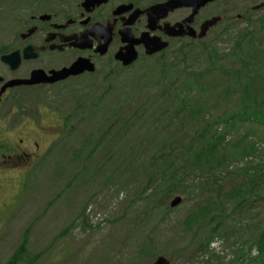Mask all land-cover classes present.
Returning a JSON list of instances; mask_svg holds the SVG:
<instances>
[{
	"label": "trees",
	"instance_id": "trees-1",
	"mask_svg": "<svg viewBox=\"0 0 264 264\" xmlns=\"http://www.w3.org/2000/svg\"><path fill=\"white\" fill-rule=\"evenodd\" d=\"M221 16L222 36L231 42L227 49L218 43L187 44L173 59L143 62L123 82L122 71L112 67L99 77L101 88L95 83L93 91L84 90L87 102L67 114L63 134L47 156L63 147L62 139L80 133L84 120L98 117L101 136L94 141L96 148L104 147V162L114 159L113 145L123 140L128 162L137 164L136 174L126 169L124 180L143 183L138 195L147 203L138 224H150L160 212L159 223L166 224L174 211L169 201L177 196L184 203L194 201L185 218L167 222L186 235L185 245L173 249L171 257L200 264L196 255L210 254L205 263L211 264L221 259L212 249L220 241L234 250L235 263L264 264V224L252 213L253 206L264 203V162L254 161L264 144L255 128H264V16L244 17L242 30L236 28L241 20L227 12ZM73 120L77 126L70 124ZM182 240L177 235L166 243ZM27 243L28 234L9 264L26 259ZM161 255L166 253L149 235L135 259L150 264Z\"/></svg>",
	"mask_w": 264,
	"mask_h": 264
},
{
	"label": "rangeland",
	"instance_id": "rangeland-1",
	"mask_svg": "<svg viewBox=\"0 0 264 264\" xmlns=\"http://www.w3.org/2000/svg\"><path fill=\"white\" fill-rule=\"evenodd\" d=\"M263 2L221 0L211 11L217 10L220 14L227 12L231 18L242 16L241 23L236 26L242 30L247 25L245 18L258 19L264 16V10H254L255 6ZM7 28V24L0 25V45L7 43L6 38L1 36ZM237 32V29L233 30L231 35ZM227 40L222 36L217 44L221 50L231 45ZM176 49L177 45L167 50L164 57L173 59ZM31 66L24 65L20 72L25 73ZM139 67L140 63L122 71L118 78L123 82L124 77L133 76ZM0 74H6L1 61ZM95 76L65 86H40L33 92L40 101L60 108L64 131L67 114L74 110L78 102H87L88 93L85 91H93L95 83L101 88V76ZM114 99L115 96L109 98V102ZM76 122L80 126L81 121ZM100 123L98 117L94 121L84 120L80 133L62 139L63 147L56 148L41 166L25 176L18 171L6 175L0 172V264L10 263L26 234V259L17 264H145L141 259L136 260L135 256L149 235L157 240L160 251L166 253L165 257L168 255L171 264H186L183 258L171 257L173 249L185 245L186 235L181 227L173 230L174 227L171 223L167 225V222L185 218L194 201L182 202L172 208L174 211L170 212L166 224L159 223L163 218L162 212L150 224H138L136 219L138 215L142 218L143 207L147 203L146 199L138 195L143 183L141 180L135 183L130 179L128 185L124 180L126 169L136 174L137 164L128 162L123 140H117L113 145L114 159L104 162V147L96 148L94 141L101 136ZM70 124L77 126L74 120ZM255 128L258 136L264 138V128ZM117 136L115 134L113 139H117ZM260 149L262 153L254 159L257 164L264 162V144ZM76 154L80 157L75 158ZM252 213L258 222L264 224V203L253 206ZM84 215L86 221L82 218ZM177 235L183 240L177 245H167V237ZM212 249L221 259L211 264H245L240 261L235 263L237 258L234 250L224 247L220 241ZM258 253L257 248L251 252L253 257ZM196 257L202 262L200 264H207L205 262L210 254Z\"/></svg>",
	"mask_w": 264,
	"mask_h": 264
},
{
	"label": "flooded vegetation",
	"instance_id": "flooded-vegetation-1",
	"mask_svg": "<svg viewBox=\"0 0 264 264\" xmlns=\"http://www.w3.org/2000/svg\"><path fill=\"white\" fill-rule=\"evenodd\" d=\"M169 0H0V25L7 24V30L1 35L7 40L0 45V61L6 68V74H0V172L3 175L12 171L28 173L42 165L56 140L63 134V122L58 106L40 101L34 90L40 86H65L74 81H84L96 74H107L112 67L121 71L132 69L136 64L154 62L164 57L169 49L177 45L175 54L187 44L207 47L219 43L223 33V17L215 10L218 2L200 9L190 26L185 24L193 9L180 8L169 12L159 19L153 29L148 27L147 11ZM264 3V2H263ZM262 4V3H261ZM260 5V4H259ZM257 5V6H259ZM255 11L264 10L255 9ZM220 16L222 21L211 27L203 38L198 35L203 24ZM238 16L237 19H241ZM178 25H182L180 30ZM175 31L191 35L173 36ZM132 41L161 39L169 47L157 54L147 55L143 44H136L137 61L130 67L116 60V54L127 46L123 38ZM106 43L109 45L106 47ZM36 49L34 59H25L27 48ZM105 50V54H102ZM18 52L20 65L13 70L11 65L2 61L4 55ZM84 60L89 67L94 65L95 72H85L70 76L55 84L20 85L2 88L12 80H27L34 70H44L50 74L70 68L76 62ZM26 64L29 70L21 73Z\"/></svg>",
	"mask_w": 264,
	"mask_h": 264
},
{
	"label": "water",
	"instance_id": "water-1",
	"mask_svg": "<svg viewBox=\"0 0 264 264\" xmlns=\"http://www.w3.org/2000/svg\"><path fill=\"white\" fill-rule=\"evenodd\" d=\"M221 0H169L166 3L158 4L152 8H150L147 11L148 17H149V25L148 27L150 29H153L154 24L161 19L162 17H165L169 12L175 11L180 8H190L193 9L192 15L186 19L185 24L190 26L193 19L197 15L198 11L207 5L211 3H215ZM264 7V3L257 6L255 9H261ZM222 21V17L217 16L214 17L208 21H206L202 26V31L198 35L199 38H203L208 30L211 27H214L218 22ZM179 29L182 30L183 26L178 25ZM175 27H171V35L173 36H184V35H191L195 37V32L193 29H190L191 31L189 33H183V32H177L175 31ZM123 43H127V46L123 49H121L115 56L116 60L123 63L124 66L130 67L133 65L137 59L138 54L135 51L134 47L136 44H143L146 49L147 55H154L157 53H160L164 50H166L169 47V43L161 41V39H147L146 37H142L140 40L132 41L131 38L125 37L123 38ZM109 45V43H106V47ZM34 50L31 47L27 48L25 50V59H34L37 57L36 54H32ZM105 50H102V54H105ZM2 61L7 64L11 65L12 69L15 70L20 65V55L18 52L12 53L10 55H4L2 57ZM86 70L95 72L96 68L94 65H91L90 67L85 64L84 60H80L76 62L74 65H72L70 68L62 69L60 71H52L50 74L46 73L44 70L38 69L34 70L31 74V77L27 80H12L8 82L1 90V93H3L7 88L9 87H15L20 85H28V86H34V85H41V84H55L60 81H64L70 76H76L79 75ZM3 79L0 78V82ZM183 198L181 196H177L173 198L170 201V207L176 208L180 204H182ZM150 264H171V259L167 258L165 256H159L154 262Z\"/></svg>",
	"mask_w": 264,
	"mask_h": 264
}]
</instances>
